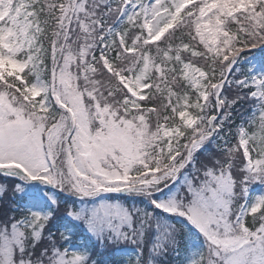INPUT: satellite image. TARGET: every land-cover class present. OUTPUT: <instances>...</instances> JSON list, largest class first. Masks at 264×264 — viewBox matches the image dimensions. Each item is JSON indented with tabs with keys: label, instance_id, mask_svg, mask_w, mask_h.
<instances>
[{
	"label": "snow or ice",
	"instance_id": "1",
	"mask_svg": "<svg viewBox=\"0 0 264 264\" xmlns=\"http://www.w3.org/2000/svg\"><path fill=\"white\" fill-rule=\"evenodd\" d=\"M0 264H264V0H0Z\"/></svg>",
	"mask_w": 264,
	"mask_h": 264
},
{
	"label": "trees",
	"instance_id": "2",
	"mask_svg": "<svg viewBox=\"0 0 264 264\" xmlns=\"http://www.w3.org/2000/svg\"><path fill=\"white\" fill-rule=\"evenodd\" d=\"M254 52L256 51V50H253ZM113 195H115V194H113Z\"/></svg>",
	"mask_w": 264,
	"mask_h": 264
}]
</instances>
